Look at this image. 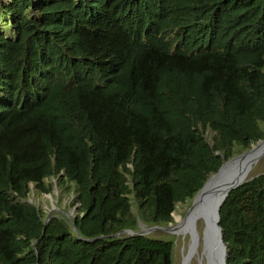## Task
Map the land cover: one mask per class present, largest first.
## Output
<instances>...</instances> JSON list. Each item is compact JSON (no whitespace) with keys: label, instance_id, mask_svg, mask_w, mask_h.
<instances>
[{"label":"trees","instance_id":"1","mask_svg":"<svg viewBox=\"0 0 264 264\" xmlns=\"http://www.w3.org/2000/svg\"><path fill=\"white\" fill-rule=\"evenodd\" d=\"M263 139L264 0H0V264H173L172 240L114 236ZM53 181L77 212L44 225ZM219 227L226 264H264V172Z\"/></svg>","mask_w":264,"mask_h":264},{"label":"rangeland","instance_id":"2","mask_svg":"<svg viewBox=\"0 0 264 264\" xmlns=\"http://www.w3.org/2000/svg\"><path fill=\"white\" fill-rule=\"evenodd\" d=\"M5 29L9 30V26L7 24L6 19L2 18L1 31L3 32ZM206 137H207L206 138L207 141H210L209 133L206 134ZM263 149L261 150V153L258 157L259 163H257L256 165H252L251 167L248 168L247 174L245 175V179L256 177L264 172V154H262L264 152ZM248 151H250V149ZM248 151H245L243 153H247ZM239 161H237V163H234V166L233 165L232 166L235 168ZM232 166H230V169L228 167L226 176L231 170L234 169ZM53 184H54V189L53 192L50 194L51 196H48L43 193L35 192L34 189L31 187V195L28 199V203L34 205L39 211H42L44 221L47 215H50V217H57V218H62V217L67 219L74 218L77 212L76 206L74 205V193L72 192V190H70L69 193L67 194L63 193L60 189H58V185L56 181H53ZM214 190L215 189L211 188L210 186L206 187V189L203 191V194L200 195L193 203L192 201H189L186 204L178 205L175 211L173 212L172 223L166 226L159 227L163 230L154 229L146 233L145 236L173 241V249H172L173 264H185L186 261L188 260V251L190 249L189 248L190 233H188L187 227H189L191 224L193 210L201 200L207 197ZM151 228H154V226L150 227L142 223H138V230L136 232L149 230ZM205 230H206V226L203 225L202 230H200L202 236L204 235ZM194 260L196 263L194 262ZM201 261H202L201 252L198 251V253L195 256L189 259V264H193V263L205 264L204 261L203 262Z\"/></svg>","mask_w":264,"mask_h":264},{"label":"bare ground","instance_id":"3","mask_svg":"<svg viewBox=\"0 0 264 264\" xmlns=\"http://www.w3.org/2000/svg\"><path fill=\"white\" fill-rule=\"evenodd\" d=\"M263 148H264V144H260L254 150L251 149L252 151H250L247 155L242 157L238 162L237 166L235 168L233 167L234 169L231 170L227 174V176L235 175V174L246 175L249 167L259 163L258 157ZM227 171H228V167H224L218 175L212 177L209 180L207 187L210 186L215 190L212 191L203 200H201L193 210L191 224L189 227H187V231L188 233H190V241H189L190 249L188 251V260L186 261L185 264H189V259L195 256L198 253V251L201 252V260H202L201 262L204 261L205 264H222V256L224 253V248L222 246H217L215 244V239L212 230V223L215 219V206L217 205V199H220L222 195V190L225 185L224 181L227 178L226 176ZM203 225L206 226V230L204 232V235L202 236L200 230H202Z\"/></svg>","mask_w":264,"mask_h":264},{"label":"water","instance_id":"4","mask_svg":"<svg viewBox=\"0 0 264 264\" xmlns=\"http://www.w3.org/2000/svg\"><path fill=\"white\" fill-rule=\"evenodd\" d=\"M259 144H264V139L262 141L258 142L256 145H259ZM252 147H253V145L250 147V151H251ZM250 151H248L247 153H243V154H241L239 156H236L234 158H231L229 161L223 163L220 166V168L218 169V171L215 174L211 175L206 180V182L202 186L201 190L192 199V203L194 202V200L198 196L203 194L204 189L207 187V184H208L209 180L212 177H215L216 175H218L224 167H229L230 168V166L234 165V163H237V161H239L242 157L247 155ZM262 154H264V152ZM253 178L254 177L245 179V175H238V174L227 176V178L224 181L225 185H224V188L222 190V195H221L220 199H217V205L215 206V219H214V221L212 223V230H213V236H214V239H215V244L217 246H222L224 248V253H223V256H222V264H226L228 251H227V246L223 243L222 234H221V230H220V227H219V210H220L223 202L225 201V199L227 198V196L229 195V193L231 191L239 188L244 183L249 182ZM171 216L173 217V214ZM49 219H50V215H47L46 218H45V221H44V225H46L48 223ZM154 229L163 230V229L159 228L158 226H154V228H151V229L145 230V231H141V232L122 231L119 234L115 235L114 238H117L120 235H126L127 237L145 236L146 233H148L149 231L154 230ZM74 231H76L75 228H74Z\"/></svg>","mask_w":264,"mask_h":264},{"label":"clouds","instance_id":"5","mask_svg":"<svg viewBox=\"0 0 264 264\" xmlns=\"http://www.w3.org/2000/svg\"><path fill=\"white\" fill-rule=\"evenodd\" d=\"M48 196H51V195H48Z\"/></svg>","mask_w":264,"mask_h":264}]
</instances>
